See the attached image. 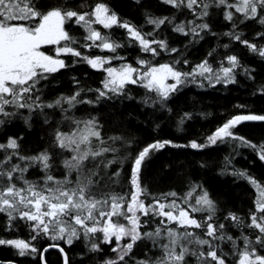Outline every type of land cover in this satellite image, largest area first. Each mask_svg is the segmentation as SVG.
Here are the masks:
<instances>
[{"label": "snow or ice", "instance_id": "1", "mask_svg": "<svg viewBox=\"0 0 264 264\" xmlns=\"http://www.w3.org/2000/svg\"><path fill=\"white\" fill-rule=\"evenodd\" d=\"M134 4L141 23L110 0H0V246L39 264H264V172L252 171L264 169V134L238 128L264 123V108L183 142L160 135L195 120L174 106L188 85L242 78L264 98V0ZM222 145L218 174L246 181L249 204L197 176L211 156L153 190L162 150Z\"/></svg>", "mask_w": 264, "mask_h": 264}, {"label": "trees", "instance_id": "2", "mask_svg": "<svg viewBox=\"0 0 264 264\" xmlns=\"http://www.w3.org/2000/svg\"><path fill=\"white\" fill-rule=\"evenodd\" d=\"M113 6L124 16L141 23L139 11L136 9L134 0H110ZM122 31V30H121ZM119 34V33H118ZM225 42H227L225 40ZM207 44H202L199 51L203 54ZM136 53L129 50V58L131 59ZM255 63V61H250ZM89 71L92 73L93 81H98L101 76L94 70H90L87 66L77 67V73L82 75L83 72ZM251 87L246 85L241 78V83L238 85H228L222 87L217 85L215 88L200 89L195 85H188L184 88L183 93L179 95L174 106L185 107V110H192L196 113L194 121L189 122L183 130L169 125L160 135L172 136L181 138H191L197 134H204L229 118L230 115L238 114L242 111L257 110L264 108V98L253 96ZM247 104L248 109H239L238 104ZM130 107H135L134 104ZM204 113L205 115H200ZM242 133L247 134L250 138H259L264 134V123L262 122H245L242 126H238ZM36 134L30 133V139H35ZM231 151L228 146L222 145L218 150L198 153L193 149H173L169 148L162 150L151 166V178L154 181L153 190L167 191L176 187L179 183L177 176L180 171L187 167H195L196 162L203 155L204 158L211 156L214 160L212 167L205 170L197 169V176L205 181L206 185L218 196L228 199L231 203L238 207H243L250 203L248 194L253 190L246 181L233 182L231 177L221 176L218 174V165L222 163L223 157ZM236 163L240 167H247V161L241 156L236 157ZM165 164H171L170 170H164ZM252 171L258 175L264 172V169L259 167L253 168ZM22 236L26 234L21 233ZM79 250V249H77ZM48 258L55 261L57 256L54 250L50 251ZM0 260L14 261L17 264H39V258L19 257L15 249L10 247L0 246Z\"/></svg>", "mask_w": 264, "mask_h": 264}, {"label": "water", "instance_id": "3", "mask_svg": "<svg viewBox=\"0 0 264 264\" xmlns=\"http://www.w3.org/2000/svg\"><path fill=\"white\" fill-rule=\"evenodd\" d=\"M7 262H9V261H1L0 260V264H7ZM15 264H17V263H15Z\"/></svg>", "mask_w": 264, "mask_h": 264}]
</instances>
